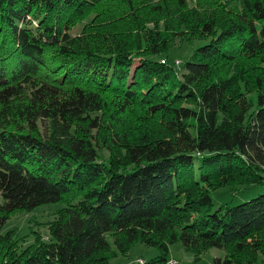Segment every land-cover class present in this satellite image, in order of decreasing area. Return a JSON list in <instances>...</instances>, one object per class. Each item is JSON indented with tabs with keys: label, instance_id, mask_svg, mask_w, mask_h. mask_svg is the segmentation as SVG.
<instances>
[{
	"label": "trees",
	"instance_id": "16d2710c",
	"mask_svg": "<svg viewBox=\"0 0 264 264\" xmlns=\"http://www.w3.org/2000/svg\"><path fill=\"white\" fill-rule=\"evenodd\" d=\"M176 41L208 43L179 71ZM228 185H264V0H0V264H264V194L213 212ZM48 203L47 239L3 233Z\"/></svg>",
	"mask_w": 264,
	"mask_h": 264
},
{
	"label": "rangeland",
	"instance_id": "374dc122",
	"mask_svg": "<svg viewBox=\"0 0 264 264\" xmlns=\"http://www.w3.org/2000/svg\"><path fill=\"white\" fill-rule=\"evenodd\" d=\"M83 25L76 26L72 31V35H79L81 33ZM207 41L194 42L192 45L180 41H176L174 48L170 51V59L180 61V65L177 67L179 71H182L183 62L188 59L192 51L207 44ZM182 62V63H181ZM135 67V65H134ZM105 158L108 157V153L104 150L101 151ZM261 194H264V185H252V186H240V185H228L216 189L212 192V211H216L224 204L237 205L255 198ZM66 206L65 203H48L36 208L31 212H18L14 214L7 222L3 229V233L15 229L20 238L21 247L25 248L35 240V235L38 232L44 239L49 236L48 223L52 221L57 212ZM159 254V250L156 247L146 246L142 243H137L131 247L127 254H119L116 257H112L106 264H141L138 260H143L146 264ZM225 251L220 248H211L209 251L202 255V264H215V258H223ZM194 255L185 250L181 243H175L170 246V260H174L176 264H192ZM257 264H263V257L260 255Z\"/></svg>",
	"mask_w": 264,
	"mask_h": 264
},
{
	"label": "built area",
	"instance_id": "2783aa9c",
	"mask_svg": "<svg viewBox=\"0 0 264 264\" xmlns=\"http://www.w3.org/2000/svg\"><path fill=\"white\" fill-rule=\"evenodd\" d=\"M162 62H164V60H162ZM177 64H179V61H177ZM138 262H140L141 264L145 263L143 260H138ZM169 264H176V262L174 260H170Z\"/></svg>",
	"mask_w": 264,
	"mask_h": 264
}]
</instances>
